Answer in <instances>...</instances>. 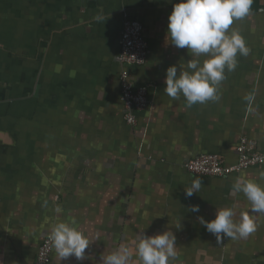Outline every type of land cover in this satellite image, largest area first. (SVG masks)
<instances>
[{"label": "crops", "instance_id": "0c3cea01", "mask_svg": "<svg viewBox=\"0 0 264 264\" xmlns=\"http://www.w3.org/2000/svg\"><path fill=\"white\" fill-rule=\"evenodd\" d=\"M123 3L149 46L130 70L149 102L132 127ZM241 138L264 153V13L0 0V264H33L45 238L49 264H264V164L226 179L183 168L201 154L235 164Z\"/></svg>", "mask_w": 264, "mask_h": 264}, {"label": "built area", "instance_id": "2783aa9c", "mask_svg": "<svg viewBox=\"0 0 264 264\" xmlns=\"http://www.w3.org/2000/svg\"><path fill=\"white\" fill-rule=\"evenodd\" d=\"M121 49L117 61L121 66L119 74L120 100L125 113L123 119L128 126L137 122L136 113L149 107L146 90L135 88L130 80V70L145 64L149 46L145 38V29L140 22H126L120 34ZM237 160L233 165H226L215 154H201L183 164L184 170L192 176L226 179L244 170L264 164L261 153L254 140L241 138L236 147ZM53 241L45 238L40 245L33 264H49Z\"/></svg>", "mask_w": 264, "mask_h": 264}, {"label": "water", "instance_id": "95a60500", "mask_svg": "<svg viewBox=\"0 0 264 264\" xmlns=\"http://www.w3.org/2000/svg\"><path fill=\"white\" fill-rule=\"evenodd\" d=\"M233 3L235 5L236 11L241 14L264 13V0H233ZM105 11L106 10H104L103 13L101 12V16L103 14H107ZM118 12H119L117 17L118 19L117 21L119 22L118 46L120 52L121 49L120 34L123 30L124 24L126 22H140V18H138L137 16L138 12L131 11V8L127 6L126 3L120 5ZM7 137L11 138V135L8 134Z\"/></svg>", "mask_w": 264, "mask_h": 264}]
</instances>
